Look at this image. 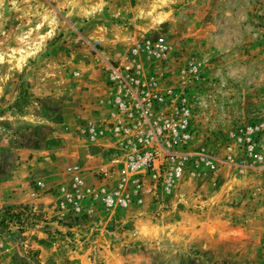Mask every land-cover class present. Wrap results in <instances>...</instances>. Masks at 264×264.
I'll use <instances>...</instances> for the list:
<instances>
[{"label": "rangeland", "instance_id": "374dc122", "mask_svg": "<svg viewBox=\"0 0 264 264\" xmlns=\"http://www.w3.org/2000/svg\"><path fill=\"white\" fill-rule=\"evenodd\" d=\"M156 37L168 46L160 59L141 50ZM106 62L185 81L195 103L190 150L200 148L201 162L190 159L170 193L157 186L107 211L103 244L91 241L97 230L52 234L40 257L20 250L12 264H109L113 254L117 264H264V0H0V179L31 127L61 121L44 107L51 98L69 110L65 127L80 130L104 94L95 93ZM72 87L94 93L72 101ZM256 124L260 160L236 139ZM58 140L48 148H64ZM36 211L25 205L7 216L24 231L38 223ZM79 246L82 258H69Z\"/></svg>", "mask_w": 264, "mask_h": 264}, {"label": "built area", "instance_id": "2783aa9c", "mask_svg": "<svg viewBox=\"0 0 264 264\" xmlns=\"http://www.w3.org/2000/svg\"><path fill=\"white\" fill-rule=\"evenodd\" d=\"M141 50L160 59L168 46L162 37H156L144 42ZM105 67L104 94L96 102L99 116L87 118L80 128L87 143L101 149L100 169L93 172L98 183L85 184L77 166H71L75 170L71 188L57 190L61 194L57 209L68 206L69 216L84 212L79 199L99 200L110 211L154 196L157 186L168 194L190 159L195 167L201 162L200 148L190 150L195 103L184 80L165 79L162 73L141 76L110 62ZM259 131L260 125H249L236 138L254 160L261 159L253 140ZM35 185L42 188L43 182L37 180Z\"/></svg>", "mask_w": 264, "mask_h": 264}, {"label": "crops", "instance_id": "0c3cea01", "mask_svg": "<svg viewBox=\"0 0 264 264\" xmlns=\"http://www.w3.org/2000/svg\"><path fill=\"white\" fill-rule=\"evenodd\" d=\"M100 92H104L103 86L99 87L95 94ZM93 93L88 94V91H80L76 87L70 89L72 101L81 100L85 102L86 96L92 97ZM44 107L49 108L50 113H59L61 121L47 122L43 125L31 127L28 132L31 138L26 139L25 143L17 149L19 157L15 165L11 166L9 172L0 179V212L3 210L8 211H3V215L0 213V220L2 219L0 222V264L16 262V254L20 250L31 249V252L35 251L37 257H40L45 253L46 244L50 242L49 239L52 234L59 235V233L81 232L84 230V235H87L89 232L97 230L94 240L91 241H98L95 246L104 242L103 239H99V236L103 216L107 211L104 210L99 200H88L86 198L78 200V204L88 218L81 225L80 223L70 225V218L63 217L67 214L66 210L60 211L57 209L61 198V194L57 193L58 188H71L70 178L75 172L71 169V166H77L80 171L79 175L85 184L95 186L98 183L92 174L100 169L101 149L98 146L89 145L79 129L75 131L72 127H65L69 122L67 107L66 110H61L59 103L54 98H51ZM86 115L87 118L96 119L99 116L97 104L96 110L92 111L89 108ZM58 137L64 139L65 147L62 149H49L48 146L55 138L59 141ZM33 176H36V180L43 182L44 187L50 186L51 189L44 192L43 187L33 188L30 185V179ZM25 205L32 206L37 210L39 220L38 223L22 231V226H25V223L22 226L13 223L11 216L8 217L7 214L13 212L17 217V211ZM123 242L124 240L121 241V243ZM80 248L79 246V248L70 251L67 256L79 260L83 256L79 252ZM119 259H121L120 255L113 254L107 257L105 261L109 264H117ZM17 260L25 263L26 257L24 255L23 258H17ZM42 261L39 259L36 264ZM55 263L57 264L56 261Z\"/></svg>", "mask_w": 264, "mask_h": 264}, {"label": "trees", "instance_id": "16d2710c", "mask_svg": "<svg viewBox=\"0 0 264 264\" xmlns=\"http://www.w3.org/2000/svg\"><path fill=\"white\" fill-rule=\"evenodd\" d=\"M2 221V219L0 220V222Z\"/></svg>", "mask_w": 264, "mask_h": 264}]
</instances>
